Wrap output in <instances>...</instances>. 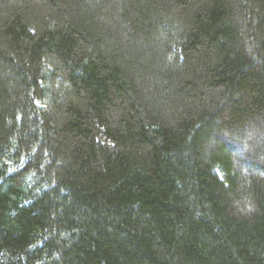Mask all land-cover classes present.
Instances as JSON below:
<instances>
[{"label": "trees", "instance_id": "1", "mask_svg": "<svg viewBox=\"0 0 264 264\" xmlns=\"http://www.w3.org/2000/svg\"><path fill=\"white\" fill-rule=\"evenodd\" d=\"M0 264H264V0H0Z\"/></svg>", "mask_w": 264, "mask_h": 264}]
</instances>
